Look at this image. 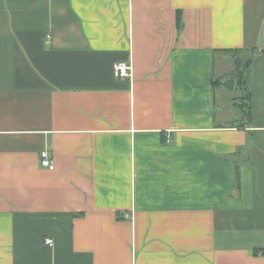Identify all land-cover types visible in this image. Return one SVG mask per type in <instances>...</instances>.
Instances as JSON below:
<instances>
[{
	"label": "crops",
	"instance_id": "crops-1",
	"mask_svg": "<svg viewBox=\"0 0 264 264\" xmlns=\"http://www.w3.org/2000/svg\"><path fill=\"white\" fill-rule=\"evenodd\" d=\"M0 264H264V0H0Z\"/></svg>",
	"mask_w": 264,
	"mask_h": 264
},
{
	"label": "trees",
	"instance_id": "trees-1",
	"mask_svg": "<svg viewBox=\"0 0 264 264\" xmlns=\"http://www.w3.org/2000/svg\"><path fill=\"white\" fill-rule=\"evenodd\" d=\"M240 52L242 50H235ZM236 52V53H237ZM235 53V71L231 74L236 79V87L241 90V95L237 97L238 105L243 110L244 115L247 119L252 117V106H251V89L249 86L250 77L247 71L248 61H243L240 56H236ZM220 80H215L214 83H219ZM236 99V98H234Z\"/></svg>",
	"mask_w": 264,
	"mask_h": 264
},
{
	"label": "built area",
	"instance_id": "built-area-1",
	"mask_svg": "<svg viewBox=\"0 0 264 264\" xmlns=\"http://www.w3.org/2000/svg\"><path fill=\"white\" fill-rule=\"evenodd\" d=\"M114 74L118 78H132L133 77V64L129 62H117L114 64ZM168 141H171V138H168ZM41 164L50 169L55 168V161L48 150H43L41 152ZM45 243L49 246L54 245V239L46 238Z\"/></svg>",
	"mask_w": 264,
	"mask_h": 264
},
{
	"label": "rangeland",
	"instance_id": "rangeland-1",
	"mask_svg": "<svg viewBox=\"0 0 264 264\" xmlns=\"http://www.w3.org/2000/svg\"><path fill=\"white\" fill-rule=\"evenodd\" d=\"M229 97L231 96V97H237V96H239V93H238V90H232L231 92H229V95H228ZM231 97H230V99H231ZM232 98V99H233ZM219 101H220V103L223 101V99H222V97H220L219 96ZM221 105H222V103H221ZM219 107H221V106H219ZM222 108V107H221ZM227 110L229 111V112H233L235 115H237V112L239 111L237 108H234V107H232V108H227Z\"/></svg>",
	"mask_w": 264,
	"mask_h": 264
},
{
	"label": "water",
	"instance_id": "water-1",
	"mask_svg": "<svg viewBox=\"0 0 264 264\" xmlns=\"http://www.w3.org/2000/svg\"><path fill=\"white\" fill-rule=\"evenodd\" d=\"M222 83L226 88L233 89L234 85H235V79L234 78H228V79L224 80Z\"/></svg>",
	"mask_w": 264,
	"mask_h": 264
}]
</instances>
